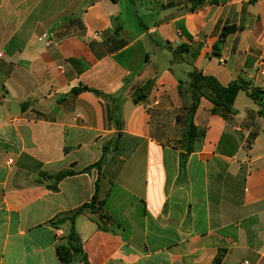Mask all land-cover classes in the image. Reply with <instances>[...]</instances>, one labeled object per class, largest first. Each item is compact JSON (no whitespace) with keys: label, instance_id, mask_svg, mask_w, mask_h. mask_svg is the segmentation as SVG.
Returning a JSON list of instances; mask_svg holds the SVG:
<instances>
[{"label":"crops","instance_id":"0c3cea01","mask_svg":"<svg viewBox=\"0 0 264 264\" xmlns=\"http://www.w3.org/2000/svg\"><path fill=\"white\" fill-rule=\"evenodd\" d=\"M137 1L0 0V264H61L95 184L88 264H264V0ZM192 69L245 88L199 99L186 154Z\"/></svg>","mask_w":264,"mask_h":264},{"label":"trees","instance_id":"16d2710c","mask_svg":"<svg viewBox=\"0 0 264 264\" xmlns=\"http://www.w3.org/2000/svg\"><path fill=\"white\" fill-rule=\"evenodd\" d=\"M197 3H200L201 0H197ZM214 2V1H213ZM237 29L234 26L225 27L221 31V39L225 36L235 32ZM186 85V91L189 93V104L188 106L184 107L183 110L185 111L184 121L186 123V133L183 137V142L185 143V152L186 154L192 151V144L196 138L199 137V131L193 125V116L196 111L199 99L201 97L206 98L209 100L215 107H221L225 112V117H228L232 114L231 106L237 93L245 88V85L242 81L233 82L226 87L221 86L217 80L211 76H205L200 71L196 69H192L187 76V81L179 82V93H183V87ZM145 87V86H144ZM143 88H139L135 95L137 96L134 98L135 102L141 101L139 95L145 90ZM79 90L81 91H92L95 94L99 93L95 90H90L86 87H81ZM258 94H261L260 91L253 89L249 94L250 97L254 100H259ZM213 112L215 109L212 110ZM180 119V116L177 117ZM120 136V133H117L116 140ZM106 153V149H104ZM186 155L181 154V167L185 161ZM102 163V159L99 160L97 163L93 165L99 169ZM88 170V169H87ZM74 172L70 170L62 171L57 173L56 175L49 176L43 175L47 180H53L55 183L61 181L62 179L66 178L67 176L73 175ZM53 191L57 190V187H51ZM97 193H98V184H95V192L91 197V200L88 203L83 204L82 206L78 207L72 212H69L61 218V221H68L70 224L66 242L64 244H60L56 247V255L61 264H75L82 262L84 264H88L86 257L83 253L82 247L80 245V241L74 229V221L77 216L83 214L85 211H89L91 215H95L96 222L99 228L105 229V225L109 223L108 217L103 215L99 207L97 206Z\"/></svg>","mask_w":264,"mask_h":264},{"label":"built area","instance_id":"2783aa9c","mask_svg":"<svg viewBox=\"0 0 264 264\" xmlns=\"http://www.w3.org/2000/svg\"><path fill=\"white\" fill-rule=\"evenodd\" d=\"M2 55L0 54V57ZM220 63H223V60H219ZM256 68H257V71L261 74V75H264V59H260L258 61H256ZM11 162V160H9V163Z\"/></svg>","mask_w":264,"mask_h":264},{"label":"rangeland","instance_id":"374dc122","mask_svg":"<svg viewBox=\"0 0 264 264\" xmlns=\"http://www.w3.org/2000/svg\"><path fill=\"white\" fill-rule=\"evenodd\" d=\"M137 2H138L139 15H144L146 12H145V9L143 8V6L145 7L146 5H149L150 1L144 0L143 2H139V1H137ZM124 6H123V11H126V8H124Z\"/></svg>","mask_w":264,"mask_h":264},{"label":"water","instance_id":"95a60500","mask_svg":"<svg viewBox=\"0 0 264 264\" xmlns=\"http://www.w3.org/2000/svg\"><path fill=\"white\" fill-rule=\"evenodd\" d=\"M221 46V44H219Z\"/></svg>","mask_w":264,"mask_h":264}]
</instances>
